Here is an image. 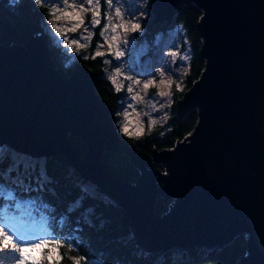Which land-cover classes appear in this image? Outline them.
Returning a JSON list of instances; mask_svg holds the SVG:
<instances>
[{
    "label": "water",
    "instance_id": "obj_1",
    "mask_svg": "<svg viewBox=\"0 0 264 264\" xmlns=\"http://www.w3.org/2000/svg\"><path fill=\"white\" fill-rule=\"evenodd\" d=\"M190 3L201 11L203 68L176 97V114L194 109L196 121L173 146L146 153L122 137L93 71L79 63L63 75L43 32L0 42V143L65 154L126 209L146 251L221 247L244 235L235 264H264V0H149L151 26L170 23ZM69 135L84 141L83 156ZM107 150L128 156L135 181L105 167ZM159 198L170 200L165 211L155 210Z\"/></svg>",
    "mask_w": 264,
    "mask_h": 264
},
{
    "label": "trees",
    "instance_id": "obj_2",
    "mask_svg": "<svg viewBox=\"0 0 264 264\" xmlns=\"http://www.w3.org/2000/svg\"><path fill=\"white\" fill-rule=\"evenodd\" d=\"M200 15V9L190 3L184 5L170 23L151 26L150 11L146 17L145 33H150L151 37L175 24L182 26L191 51L185 72L187 88L203 68V60L199 55L201 39L196 30ZM49 16L47 3L37 5L34 0H0V42L25 43L32 36L43 32L48 39L53 61L63 75H69L79 63L93 71L94 90L110 107L114 120L113 111L121 103V91H117L105 75L104 56L95 57L88 51V54L77 53L70 59L64 50L51 43L45 32ZM182 93L178 92L179 97ZM175 107L176 101L166 121L149 131L135 136L118 132L146 153H150L153 148L171 147L191 131L196 121L194 109L178 116ZM69 142L80 156L84 155L86 145L79 136L69 135ZM102 160L105 167L122 180L133 182L139 175V170L128 156L115 150L105 151ZM154 166L161 168V165ZM0 187H3L4 194L11 192L13 195L11 200L7 195L0 196V208L7 206L9 210H14L16 202L35 201L34 216L39 219L43 211L49 217V231L54 232L62 245L54 253V260L59 259L60 264H235L246 251L244 235L235 237L221 247L146 251L133 238L126 209L109 197L99 185L84 177L63 153L36 156L17 150L8 143H0ZM169 202L159 198L155 210L165 211ZM44 204L50 210L41 209L40 206ZM61 219L64 221L62 224ZM35 242H39V237ZM52 247L56 246L53 244ZM16 255L7 250L0 252V264H11Z\"/></svg>",
    "mask_w": 264,
    "mask_h": 264
},
{
    "label": "rangeland",
    "instance_id": "obj_3",
    "mask_svg": "<svg viewBox=\"0 0 264 264\" xmlns=\"http://www.w3.org/2000/svg\"><path fill=\"white\" fill-rule=\"evenodd\" d=\"M74 2L75 0H69V3ZM119 4L122 5V11L136 13L142 31L131 32V23L117 20L113 16L112 23L125 22L129 31L118 30L117 35L120 40L114 43L111 49H109L108 43L111 40V29L109 28L103 37L100 36V32L107 21L102 18L101 25L93 28L90 26L92 19L90 13L82 14L85 23L76 33L67 31L76 21L66 19L55 21L50 15L45 25V32L48 33L51 43L64 50L70 59L77 53L84 55L88 54L89 51L90 54L94 55L96 50L104 52V60L109 61L105 64V75L112 83L111 77L116 76L117 67H119L121 75L116 76V81L113 84L116 89L119 88L121 91V103L113 111V115L116 117L114 123L121 133L129 136L122 131L123 126L127 124L129 133L131 136H135L138 135L139 130H142L139 131L140 134L166 121L172 104L176 101V97L179 98L178 92L187 89L185 72L191 51L180 24L161 30L153 37L150 33H145L149 0H119ZM47 5L49 10L56 6L53 0H48ZM64 7L68 11L72 10L67 4ZM101 7L103 16V0H101ZM51 23H56L58 27L64 28L65 37L62 38L55 33L54 29L51 28ZM74 37L78 38V44H71V39ZM124 40H127L128 43L124 44ZM100 43H102V47L98 49L97 46ZM79 44H83L85 47L80 48ZM117 45L120 46L119 50L124 51V56L120 58H116L114 55ZM140 49H146L147 55L137 63L133 59V54ZM110 51L112 54L108 55ZM128 75L133 78L132 81L125 79V76ZM135 80H140L141 83L137 85ZM148 80H155L156 82L148 89H144L143 84ZM161 80L164 83H160ZM129 86L134 90L132 93L127 91ZM161 92H167L168 96L161 97ZM125 114L127 115L126 119ZM6 231L12 239L18 238L8 227Z\"/></svg>",
    "mask_w": 264,
    "mask_h": 264
},
{
    "label": "snow or ice",
    "instance_id": "obj_4",
    "mask_svg": "<svg viewBox=\"0 0 264 264\" xmlns=\"http://www.w3.org/2000/svg\"><path fill=\"white\" fill-rule=\"evenodd\" d=\"M37 5H42L47 3L48 0H34ZM53 3L56 5L54 8H50V15L54 18L55 21H60L61 19H66L69 21H76L72 24V27L67 29L71 33H76L77 30L84 25L85 20L82 16L83 13L91 14V27H96L101 25V19L103 18L107 21L104 24L100 32V36L103 37L105 32L111 29V40L109 43V49L112 48V45L120 40V37L117 35L118 30L123 29L125 32H128L129 29L126 28L125 22L112 23L113 16L117 20L126 21L131 23L130 31L135 33L137 31H142L141 23L138 22V17L136 13H126L122 11V5L119 4V0H103V16H102V7L101 0H75L74 3H69V0H53ZM67 4L71 11H68L64 5ZM142 15V13H141ZM51 28L54 29L55 33L59 34L60 37H65V29L58 27L56 23H51ZM87 30V29H86ZM124 44H127L128 41L124 40ZM71 44H78V38L74 37L71 39ZM80 48L85 47L83 44H79ZM102 47V43L98 44L97 48ZM120 46L117 45V49L114 53L116 58L124 56V51L119 50ZM111 51L108 55H111ZM147 55L146 49H140L135 51L133 54V59L135 62H140L141 59ZM95 57H103L105 53L96 50L94 53ZM87 58V57H86ZM108 63V60L104 61ZM121 75L119 67H117L116 76ZM116 76L111 77L113 83L116 81ZM125 79L132 81L130 75L125 76ZM135 84L139 85L140 80H135ZM155 80H148L143 84L144 89H148ZM160 83H164L163 80ZM120 89L117 88V91ZM127 91L132 93L134 90L131 86L128 87ZM161 97L168 96L167 92H161ZM135 98V97H134ZM127 115L125 114V119ZM122 131L125 134H129L128 125L125 124L122 128ZM142 131V130H139ZM139 131L137 134H139ZM4 195L3 187H0V196ZM8 199H13L11 192L7 193ZM43 210H50L48 205L44 204L40 206ZM34 211H36L35 201H26V202H16L14 205V210H9L7 206L0 209V223L6 225L19 239L20 243H12V237L4 231L3 227H0V252L11 251L16 255L11 264H60V260H54V253L56 248L62 246L60 239H57L54 232L49 231V217L41 211L39 219L34 216ZM18 213V214H17ZM61 224L64 222L61 219ZM39 237V242H34L35 238ZM50 237V238H44ZM29 240L33 242L28 243ZM56 247H52V245ZM11 245L10 249L8 246ZM47 250V251H45ZM37 253V254H34ZM78 264V262H77Z\"/></svg>",
    "mask_w": 264,
    "mask_h": 264
}]
</instances>
